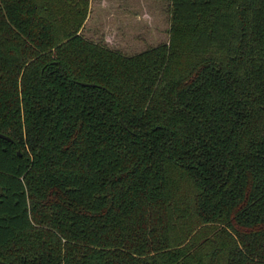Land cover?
Masks as SVG:
<instances>
[{
    "label": "trees",
    "instance_id": "16d2710c",
    "mask_svg": "<svg viewBox=\"0 0 264 264\" xmlns=\"http://www.w3.org/2000/svg\"><path fill=\"white\" fill-rule=\"evenodd\" d=\"M88 7L0 0V261L264 264V0H169L133 56Z\"/></svg>",
    "mask_w": 264,
    "mask_h": 264
},
{
    "label": "rangeland",
    "instance_id": "374dc122",
    "mask_svg": "<svg viewBox=\"0 0 264 264\" xmlns=\"http://www.w3.org/2000/svg\"><path fill=\"white\" fill-rule=\"evenodd\" d=\"M169 0H89L81 35L125 56L168 42Z\"/></svg>",
    "mask_w": 264,
    "mask_h": 264
},
{
    "label": "water",
    "instance_id": "95a60500",
    "mask_svg": "<svg viewBox=\"0 0 264 264\" xmlns=\"http://www.w3.org/2000/svg\"><path fill=\"white\" fill-rule=\"evenodd\" d=\"M80 86L88 87V88L102 89L100 86H97V85H94V84L80 83ZM120 123H121V125H123V122L121 120H120ZM0 139L6 141L8 143H12V140L10 138H8L7 136H5V135L0 134ZM0 264H7V263H4V262L0 261Z\"/></svg>",
    "mask_w": 264,
    "mask_h": 264
}]
</instances>
